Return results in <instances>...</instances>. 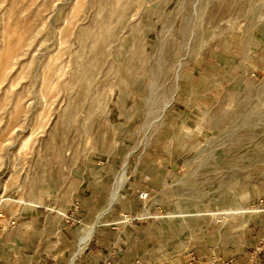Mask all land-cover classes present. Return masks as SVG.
<instances>
[{
	"label": "rangeland",
	"instance_id": "obj_1",
	"mask_svg": "<svg viewBox=\"0 0 264 264\" xmlns=\"http://www.w3.org/2000/svg\"><path fill=\"white\" fill-rule=\"evenodd\" d=\"M262 104L264 0H0V264L258 257Z\"/></svg>",
	"mask_w": 264,
	"mask_h": 264
},
{
	"label": "crops",
	"instance_id": "obj_2",
	"mask_svg": "<svg viewBox=\"0 0 264 264\" xmlns=\"http://www.w3.org/2000/svg\"><path fill=\"white\" fill-rule=\"evenodd\" d=\"M262 107H261V109L259 110V111H257V113H256V115L254 114V111H252V112H250V113H248V111L246 112V122H247V124H250L251 126H254V115H255V117H256V124H257V126H259V125H261L263 128H264V104H262L261 105ZM13 235H24V233H22V234H18V233H13ZM29 235V234H28ZM84 235V239H87L83 244H79L78 243V250L80 251V250H83L84 249V247L86 246V244L88 243V240H89V236L90 235H88V233H85V234H83ZM81 237V236H80ZM80 239V238H79ZM264 246V245H263ZM264 250V249H263ZM91 252H92V250L91 249H87L86 251H85V256H84V258L86 257H88V256H90V254H91ZM60 253H61V251H60ZM59 253V254H60ZM258 257H253V255L252 254H249V252H245V253H243L242 255H239L238 253L235 255L236 256V262H237V264H238V262H240L239 264H259L257 261H259V260H261L260 259V256L261 257H264V252H262V253H257L256 254ZM253 258H255L254 260H253ZM264 259V258H263ZM38 261H39V259H38ZM245 261V262H244ZM264 261V260H263ZM243 262V263H242Z\"/></svg>",
	"mask_w": 264,
	"mask_h": 264
}]
</instances>
